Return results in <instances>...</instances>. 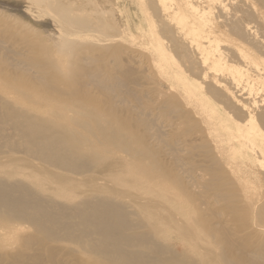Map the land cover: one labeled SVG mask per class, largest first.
I'll return each instance as SVG.
<instances>
[{
	"label": "bare ground",
	"instance_id": "bare-ground-1",
	"mask_svg": "<svg viewBox=\"0 0 264 264\" xmlns=\"http://www.w3.org/2000/svg\"><path fill=\"white\" fill-rule=\"evenodd\" d=\"M199 2L202 7L194 6L192 0H147L148 5L153 7L155 17L148 13L146 1L139 0L145 28L140 30L139 43H142L138 44L149 54L153 69L166 82L168 91L180 97L207 125V134L220 156V165L231 172L234 186L240 187V199H246L244 202L247 206L257 211L255 218L259 217V222L264 223V201L259 193H254L258 184H264V0ZM33 3L37 8L44 7L54 16L53 24L57 31L51 40L52 68L61 75L73 74L75 68H79H74L75 51L78 53L82 50L77 48L76 39L85 38L100 47L109 43L111 27L100 22V14L92 12L93 17L76 16L63 0H34ZM90 4L93 6L90 2L86 6ZM59 25L63 30L75 31L69 34L76 39L70 40L69 35L64 38L67 30L64 35L59 33ZM91 32L97 33L98 37L91 35ZM173 53L192 64L188 73L183 71ZM44 69L43 66L41 73L38 69L36 73L43 72L44 75L47 73V69ZM46 82L59 87V77L54 80L55 84L48 80ZM57 96L54 101H59V94ZM68 101L82 110L89 104L79 95ZM33 103L39 106L37 102ZM45 104L49 105L45 102L41 106ZM55 108L56 111H49L50 114L47 113L44 118L18 112L10 109V106L5 114L1 111L0 133H12L18 140H13L8 146L0 143V150L23 151V156L16 158L0 153V166L25 163L27 168L37 172V177L31 178L30 184L0 177V264H70L64 259L65 256H72V259L73 256L77 257L73 264H197L183 254H175L173 249L171 252L170 247H165L159 241L164 238V227L173 228L176 224L172 222L174 215L161 203L162 200L172 202V197L154 190H149L145 196H135L115 188L106 190L100 187V183L104 184L103 180L91 175L97 169L100 173L107 172L109 179L123 178L125 164L115 159L109 160L106 154L124 151L137 158L151 157L148 155L151 150L144 144L146 141L141 142L140 136L134 138L135 134L132 133L133 137L127 138V132L129 134L128 130L132 128L127 130L125 127L127 131L123 133L117 125L120 121L113 117L109 120L115 119L117 124L104 119L105 125L107 122L105 126L99 122L94 111L86 110L82 112L84 114L73 112L75 115L71 118L67 116L68 113L59 112L58 106ZM79 115L87 118V123L79 121ZM6 127L12 131L4 130ZM78 129L84 130L87 135L96 134L99 144L105 142L107 151L102 148L105 154L99 155L96 147L82 135L85 132L81 133ZM7 134L4 135L6 138ZM160 162L155 161L153 165L156 163L162 169ZM156 165L154 172L159 169ZM153 168L150 167L151 170ZM151 170L144 168L142 174L156 181L158 178ZM165 175L163 177L177 182V177L172 173ZM42 182L44 189L34 188L33 185ZM80 184L90 188L80 190ZM59 186L71 190L72 196L66 202L56 199L59 198ZM249 189L254 194H250ZM234 195L237 196V193ZM247 196L252 198L247 199ZM253 196L258 200H254ZM227 197L229 194L224 198L227 200ZM125 200H130L138 211L135 212L133 207L134 212L130 211L131 204L128 205ZM259 201L260 205L257 204ZM160 208L167 214L158 213ZM139 216L146 223L136 220ZM25 225L31 228L32 233L22 231ZM244 228L243 232L248 230ZM181 235L186 239L194 237L186 227L182 228ZM227 235L230 238L232 234ZM59 242L77 246L79 254L95 260L87 261L86 257L79 259L76 250L59 247ZM239 243L237 246L244 248ZM14 244L17 248L12 250ZM226 245L219 256L205 253L200 264H264V241L263 245L259 241L258 245L245 246L248 248L245 250L235 245L239 252L233 248L234 245Z\"/></svg>",
	"mask_w": 264,
	"mask_h": 264
},
{
	"label": "rangeland",
	"instance_id": "rangeland-1",
	"mask_svg": "<svg viewBox=\"0 0 264 264\" xmlns=\"http://www.w3.org/2000/svg\"><path fill=\"white\" fill-rule=\"evenodd\" d=\"M33 1L0 0V102L2 104H0V117H2L1 114H5L10 106V109H16L18 112H26L33 114L35 117L44 118L49 111L51 113L56 111L55 106H58L59 112L68 113L67 116L70 115L71 118L77 111L84 114L86 110H89L98 115V120L102 125H105L104 119L105 121H113L116 124L117 121H120L117 125L121 127L119 129L123 133L126 134L125 131L132 128V130H128L130 132L129 134L127 132V138L133 137L132 134H135L134 138L140 136L139 140L141 142L146 141L144 144L146 143L145 145L151 151L154 150L152 152L155 155L152 156L153 154H150L152 152L149 151L148 155H151V157L146 155L137 158L129 153L126 154L124 151H114L106 154L105 157L125 164L123 178L118 180L109 179L107 172L100 173L97 169L91 175L103 180L104 184L100 183V187L106 190L115 188L133 193L135 196H145L149 190H154L172 197V202L167 200L161 202L174 215L175 219L172 222H176L173 228L164 227V238L159 239V241L165 247H170L169 250L173 249L176 252L175 254H183L182 256H186L189 260L192 261L193 259L192 262L200 264L205 253H214L219 256L227 242H229L227 245H232V247L234 245L233 241H235L236 246L237 242H241L242 245L240 246H244V248L238 247L239 245L237 247L242 248V250L248 249V246L258 245L259 241L263 245L264 223L259 222V217L255 218L257 217L255 216L257 211L255 212L247 206L248 204L244 202L246 199L244 201L240 199V187H235L231 172L220 165L222 164L219 163L220 156L217 155L218 152L216 153L214 145L208 137L207 125L200 121L199 117L184 104L180 97L168 91L166 82L153 69L149 54L140 48L142 43H139L140 30L145 28V21L140 11L139 0H63L67 6L73 9L76 16L93 17L92 12H95L100 14V22L103 25L111 27L109 43L100 47L91 40L70 37V34L75 31L63 30L59 25V31H61L59 33L64 35L65 30H67L64 38L69 35L70 40L76 39L77 48L82 49L81 52L79 51L81 54L77 51L74 54L76 56L74 68L75 66L79 68H75L73 74L64 75L65 78L61 75L62 73L52 68L51 50H53V43L51 40L52 35L54 36L57 31L53 24L54 16L47 12L44 7H38V9ZM145 1L147 3V0ZM87 2L92 3L93 6L91 4L86 6ZM192 3L194 6L199 5V7H202L199 0H192ZM146 9L150 15L155 16L153 7L148 3ZM42 12H44V18L41 17ZM140 24L141 26H138ZM93 33L91 32V35L98 37L97 33ZM131 37L136 40H131ZM174 57L183 71L188 73L192 64L179 56L174 55ZM43 66L44 70L47 69V73L44 75L43 72L42 74L36 73L37 69L41 73ZM57 77H59V87L49 85L48 82L45 83L48 80L55 84L54 80ZM61 80L64 81L61 82ZM76 93L88 100V107H83L84 110L77 109L72 105V102L68 101L73 96L77 97ZM58 94L59 101H54ZM4 101L5 103H3ZM33 102H37L39 106ZM45 102L49 105L41 106ZM79 116V121L87 123V118L85 119L83 116H80V118ZM112 117L117 121L115 119L109 120L113 119ZM125 127H127V130ZM6 129L11 130L8 127L4 128V130ZM78 130L81 133L85 132L82 129ZM7 133L5 131L2 134L0 133V143L4 146L10 145L13 140L15 142L18 140L12 133H10L12 136ZM5 134L8 135L7 138L4 136ZM82 135L96 147L99 155L105 154L104 150L107 151L104 147L105 142L101 141L99 144L96 134L90 135L88 133L87 135L85 132ZM151 135L153 137L150 138ZM102 148L105 149L102 150ZM22 152H13L5 148L0 150V153L10 154L16 158L23 156ZM133 159H136V161ZM155 161L160 162L162 166L161 169L155 163L156 168H159L157 172H154L153 168ZM214 161L216 163H213ZM211 164L213 165L211 166ZM150 167L153 169L151 170ZM144 168L147 171L154 172V176L158 179L153 181L150 177L143 175ZM100 170L103 171V169ZM163 170L167 171L166 173L175 175L179 183L176 180H168L165 177L166 173L162 174ZM163 175L165 176L163 177ZM0 177L9 180H21L26 184H30L31 178L37 177V172L27 168L25 163L19 162L13 165L0 166ZM128 180L133 181L129 183ZM49 183L52 184V182ZM258 185L254 193H259L263 202L264 184ZM33 186L38 190L45 187L43 182ZM86 188L89 189L90 186L79 185L80 190H87ZM249 191L250 194L253 193L252 190L249 189ZM236 193L237 196L234 195ZM71 194L69 188L59 186V198L56 199L59 202H66L67 198H71ZM228 194L229 197L231 194L233 195L230 199L227 197L226 200L224 197ZM237 198L238 200H236ZM250 198L252 196H247V199ZM253 198L258 200V197L253 196ZM125 201L128 202V205L131 204L130 211L133 209H135V212L138 211V208L130 200ZM260 203L259 201L257 204L260 205ZM132 207L133 209H131ZM157 212L162 215L167 214V211L162 208ZM240 216H242V219ZM137 219L145 222L141 216ZM244 225H246L245 228ZM209 226L210 229H208ZM239 226L240 228H238ZM183 227L191 230L194 234L192 239H186L181 235ZM243 228L248 230L243 232ZM225 230L229 231L227 232L228 235L232 234L230 238H228V235L226 237ZM22 231L32 233L28 225L23 226ZM230 239L233 240H231L232 243ZM254 239L258 242H254ZM1 241L0 237V246ZM253 243L254 245H252ZM57 245L59 247H72L73 250L77 251L76 256L78 255L79 259L84 257L87 261L92 259L89 256L79 254L77 246L64 242H59ZM235 245L233 248L238 251L234 250L239 252L240 249L236 248ZM16 248V244L11 246L12 250ZM31 248L34 249L35 247ZM31 248L30 250L34 251ZM68 257L70 256H65L64 259L67 263L71 262L70 264H73L75 257L73 256V259L72 256Z\"/></svg>",
	"mask_w": 264,
	"mask_h": 264
}]
</instances>
